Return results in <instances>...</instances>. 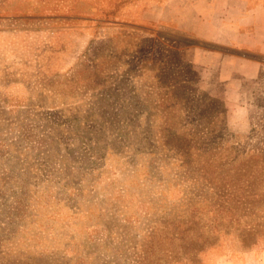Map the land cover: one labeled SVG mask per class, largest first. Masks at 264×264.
<instances>
[{"label": "rangeland", "instance_id": "1", "mask_svg": "<svg viewBox=\"0 0 264 264\" xmlns=\"http://www.w3.org/2000/svg\"><path fill=\"white\" fill-rule=\"evenodd\" d=\"M138 2L0 0V264H264V57Z\"/></svg>", "mask_w": 264, "mask_h": 264}, {"label": "crops", "instance_id": "2", "mask_svg": "<svg viewBox=\"0 0 264 264\" xmlns=\"http://www.w3.org/2000/svg\"><path fill=\"white\" fill-rule=\"evenodd\" d=\"M133 19L168 26L225 48H192L193 61L215 70L235 98L244 78L256 77L264 57V0H140ZM231 93V94H230ZM229 96V97H230ZM239 96V95H238Z\"/></svg>", "mask_w": 264, "mask_h": 264}]
</instances>
